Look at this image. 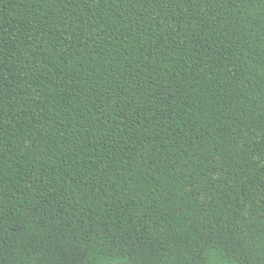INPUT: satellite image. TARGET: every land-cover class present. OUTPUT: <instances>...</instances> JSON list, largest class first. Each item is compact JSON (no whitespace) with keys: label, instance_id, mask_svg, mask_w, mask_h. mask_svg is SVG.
Returning a JSON list of instances; mask_svg holds the SVG:
<instances>
[{"label":"trees","instance_id":"trees-1","mask_svg":"<svg viewBox=\"0 0 264 264\" xmlns=\"http://www.w3.org/2000/svg\"><path fill=\"white\" fill-rule=\"evenodd\" d=\"M0 264H264V0H0Z\"/></svg>","mask_w":264,"mask_h":264}]
</instances>
